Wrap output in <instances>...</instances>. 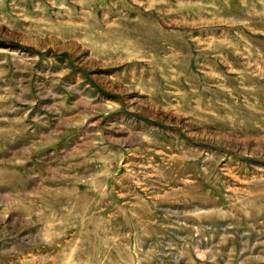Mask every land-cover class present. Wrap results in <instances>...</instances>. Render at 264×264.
<instances>
[{"label": "rangeland", "instance_id": "rangeland-1", "mask_svg": "<svg viewBox=\"0 0 264 264\" xmlns=\"http://www.w3.org/2000/svg\"><path fill=\"white\" fill-rule=\"evenodd\" d=\"M0 264H264V0H0Z\"/></svg>", "mask_w": 264, "mask_h": 264}]
</instances>
